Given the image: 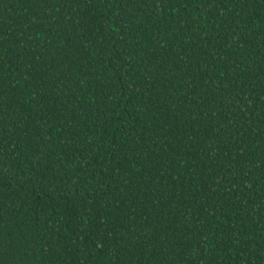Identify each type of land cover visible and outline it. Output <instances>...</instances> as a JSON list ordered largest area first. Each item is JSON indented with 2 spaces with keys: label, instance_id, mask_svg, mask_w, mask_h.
I'll return each instance as SVG.
<instances>
[{
  "label": "trees",
  "instance_id": "1",
  "mask_svg": "<svg viewBox=\"0 0 264 264\" xmlns=\"http://www.w3.org/2000/svg\"><path fill=\"white\" fill-rule=\"evenodd\" d=\"M0 264H264V0H0Z\"/></svg>",
  "mask_w": 264,
  "mask_h": 264
}]
</instances>
